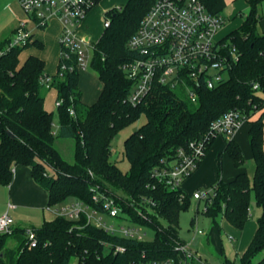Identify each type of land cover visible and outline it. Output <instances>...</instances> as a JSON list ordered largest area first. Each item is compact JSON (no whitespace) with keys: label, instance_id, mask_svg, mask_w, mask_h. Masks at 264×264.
Wrapping results in <instances>:
<instances>
[{"label":"trees","instance_id":"16d2710c","mask_svg":"<svg viewBox=\"0 0 264 264\" xmlns=\"http://www.w3.org/2000/svg\"><path fill=\"white\" fill-rule=\"evenodd\" d=\"M155 1L128 0L105 14L110 24L95 44L89 62L101 84V92L92 105L81 102L78 88L81 71L68 69L60 75L58 65L57 74L51 77L47 88L57 92L58 129L55 133L54 115L44 109L45 87L41 84V78L47 76L44 62L33 55L22 64L19 61L24 50L41 49L42 44L35 40L0 56V185L8 186L13 167L20 165L31 170L34 182L47 193L48 207L76 200L100 210V205L92 201L93 189L105 196H115L132 217L130 221L153 232V240L138 241L109 234L86 224L84 216L79 221L54 216L38 228L30 227L38 240L34 249L26 246V228H14L9 236L0 235V264H71L73 259L78 264L176 260L174 248L186 242L178 236V215L190 207V197L181 189L171 192L159 184L152 177L153 170L161 161H171L177 150L186 149L190 142L205 136L214 121L232 110L248 118L254 175L251 181L245 173H239L229 182L218 181L212 187L213 196L206 201L202 214L212 220L219 233L222 232L221 219L242 230L250 217L249 202L253 194L260 216L238 264H253L264 251V34L257 31L259 0H249V12L242 25L223 39L236 49L239 58L218 86L210 90L202 83L189 82L188 86L196 93V100L192 102L175 92L177 87L184 86L171 88L156 84L145 99L133 107L126 102L133 83L126 78L122 66L138 57L127 44ZM198 1L209 13L220 15L214 10L216 0ZM4 48L5 45L0 44V51ZM69 109L73 110V115L69 114ZM256 114L258 117L253 118ZM141 116L145 117L143 125L123 142L121 154L128 171L122 172L110 160L112 142ZM55 138L74 141L73 162L62 159L54 147ZM214 140L207 146L206 153ZM225 153L234 167L242 168L244 155L236 141L227 140ZM136 209L147 214L150 222L137 217ZM8 238L17 243L15 252L5 249ZM116 247L124 251L114 252ZM235 262L222 253L220 264ZM202 264H206L204 260ZM257 264H264V257Z\"/></svg>","mask_w":264,"mask_h":264},{"label":"built area","instance_id":"2783aa9c","mask_svg":"<svg viewBox=\"0 0 264 264\" xmlns=\"http://www.w3.org/2000/svg\"><path fill=\"white\" fill-rule=\"evenodd\" d=\"M21 9L36 24V29L47 26L50 16L59 18L62 30L58 37L60 49V75L74 68L84 71L95 49V44L85 42L76 36V29L82 24L88 12L97 0H17ZM220 15L209 13L198 0H156L147 14L142 18L136 33L128 41V49L137 53L138 57L126 62L122 71L133 83L126 102L135 107L151 92L154 85L175 88L178 85L187 89L192 102L196 100L195 90L188 83H202L207 89H214L238 61L236 49L217 33L223 26ZM110 22L104 19L103 28ZM33 41V33L27 23L19 22L14 35L9 39L7 48L0 51V56L13 48H22ZM71 65L68 66L67 63ZM51 77L41 78V84L48 88ZM257 89V87H254ZM73 115V110H68ZM248 118L237 110H232L214 121L205 136L190 142L186 149L177 150L171 161H161L160 166L153 170L152 177L164 185L169 191L177 192L183 183L190 178L205 157L206 149L212 139L223 136L232 139L235 133L247 123ZM92 201L100 205V210L90 208L80 201L70 200L56 207H47V211L56 217L69 221H79L82 216L86 224L102 229L112 235L127 239L143 241L147 229L130 221L132 217L123 208L120 199L115 196L103 195L92 190ZM213 196V189L207 192L197 191L191 199L205 203ZM181 199L184 194H180ZM211 202H208V205ZM130 207L132 203L128 204ZM198 213L193 219L194 236L204 233L197 226ZM135 214L144 222H150L147 214L136 209ZM106 219L114 223L108 224ZM14 231L13 221L7 213L0 216V235H11ZM25 243L29 249L37 247V235L34 229H25ZM230 240L232 238H229ZM177 259L164 261H143L131 264H202V256L192 248L191 242L177 244L174 248ZM116 247L114 252H123Z\"/></svg>","mask_w":264,"mask_h":264},{"label":"crops","instance_id":"0c3cea01","mask_svg":"<svg viewBox=\"0 0 264 264\" xmlns=\"http://www.w3.org/2000/svg\"><path fill=\"white\" fill-rule=\"evenodd\" d=\"M127 1L128 0H99L88 12L82 24L76 29V36L79 39L84 40L85 42L96 44L102 33L104 32L103 23L105 14L113 9L120 8L121 6L125 5ZM214 10L220 14L224 21L223 26L217 33V38L224 39L230 32L238 29L242 25L244 18L249 12V0H216V7ZM257 10L258 15L260 16L257 31L259 34H264V0H259ZM27 27L33 33V41L36 40L40 42L42 44V48H28V52L25 57L23 59L19 57L20 64H22L28 56H36L44 62L45 74L49 77H54L57 74L60 61V49L57 43L58 37L62 30V25L59 18L50 16L47 21V26L43 30H40L36 29V24L30 17V20L27 23ZM47 48H52V52H54L51 57H48V54L46 52ZM22 53L20 54V56L22 55ZM86 71L87 69L81 71L79 74L78 88L81 92V102L89 106L96 102L101 92V84L96 74L92 70L91 73H87ZM56 97L57 92L53 88L48 89V91L44 95V109L48 113H52L53 115H55L56 113ZM258 115L259 114H256L253 118L258 117ZM56 127L58 129V124ZM248 130V124H243L242 127L235 133L232 140L236 141L240 146L244 158L246 159V161H249V163L246 164L245 168L238 169L234 167L232 162V164H230L229 162L226 170H222L223 161H221L220 159L221 164H218V174H222L221 178L218 179V181L222 180L223 182H229L233 180L239 173H245L249 180H252L255 171V165L249 145ZM223 138V136L216 137L211 147L215 144V142L218 141V139ZM211 147L207 151L206 155L209 154ZM225 147L226 145L222 149L216 147V153L218 154L222 152L225 155ZM205 157L203 158L194 174L190 178H188L181 186L182 192L190 197L191 205L194 204L196 211L202 208V202L193 201L191 199L192 194L199 191V188L202 186H211L210 188H212V186L215 185L216 182H218L216 180L217 176H215V174L210 173L209 176H206L207 169H210L211 165L209 162H206ZM116 165L122 172L128 171L127 166L125 169H123L118 164ZM12 172L13 177L11 183L8 186L0 185V216L4 213H7L13 221L14 228H38L43 224V222L52 220L54 216L50 218L46 217L48 195L44 191V189H42L34 182L31 175V170L27 167L16 165L13 167ZM257 213V218L252 219L250 209L249 220L242 230H237L231 227L225 221V219L220 220L219 226L221 228V231H223L225 236L227 237L228 245L233 246L231 249H233L234 251L235 258H237V256L239 258L245 252L256 231V221L260 216V210L258 208ZM213 230L215 231L214 235H209L203 231L204 234L202 236H193V239L188 241L191 242V244L195 243V250L199 254H201L202 259L206 264H220L221 255L222 253L224 254V248H222V237L220 235L221 233L218 232L216 227H213ZM199 237H203V239ZM229 238L232 239L230 240ZM237 239L243 241L239 249L237 243L235 242V240ZM211 248H217L216 254H218V256H216V258L218 259V261H213L215 263H210L213 260L209 259L211 258V255L213 256V253H211ZM201 249L203 253L200 252ZM239 250L242 252H240ZM220 251L222 252L221 255ZM207 259L209 260L207 261Z\"/></svg>","mask_w":264,"mask_h":264},{"label":"rangeland","instance_id":"374dc122","mask_svg":"<svg viewBox=\"0 0 264 264\" xmlns=\"http://www.w3.org/2000/svg\"><path fill=\"white\" fill-rule=\"evenodd\" d=\"M29 20H30V16L27 15L21 9L17 0H0V44L3 43L5 45V49H6L7 48L6 41L13 37L14 30L18 26L19 22H25V23L27 22L28 23ZM58 47H59V45H58ZM27 52H28V49L23 51L22 55L20 56L21 59H23L25 57ZM46 52L48 54V57L49 56L51 57L54 54V52H52V48H47ZM86 72L87 73L92 72L89 65L87 67ZM47 91L48 90L45 87L44 95ZM175 92L178 94V96L180 98H182L184 100H189L188 91L184 87H182V88L177 87ZM47 99H48V96H47ZM144 122H145V117L141 116V118L136 123L132 124L131 126H129L126 129L122 130L112 142V150H111V159L110 160L115 162L116 164H118L123 169H125L126 166L128 167L127 163L123 160L124 158L122 157V154H121V153H123V142L131 133H133L139 127H141ZM57 124H58V120H57V115L55 113L54 120H53V131H54V133L57 131V127H56ZM223 139H218V141L215 142V144L211 147L209 154L206 155V157H205L206 162H209L211 165L210 169L209 168L207 169L206 176H209L210 173H213V174H215V176H217L216 177L217 181H218V179L221 178V174H222V173L218 174V166H219L218 164H221V161H223L222 170H226L229 162H230V164H232L231 163L232 161L228 157L227 154L224 155V153H222V152H220L218 154L216 153V147L219 149H222L227 144V140L225 138H223ZM74 145H75V143L71 139L55 138V140H54L55 149L58 151V153L62 157V159H64L65 161H67L69 163L73 162ZM119 154H121V155H119ZM220 159H221V161H220ZM244 160L245 161H244V164L242 165V168H245L246 164L249 163V161H246L245 158H244ZM210 187L202 186L199 188V191L200 192H207L208 190H210ZM249 206L251 209L252 219H256L258 213H257V207H256V204L254 201L253 194H251ZM201 210H202V208H200L199 213H198V222H197L198 228L200 230L206 232L209 235H211V234L214 235L215 231L213 230L214 225H213L212 220L207 218L205 215H203ZM46 212H47L46 217L50 218V217L54 216L51 212H48V211H46ZM195 214H196V209H195L194 204H192V205H190V207L187 210L180 212L178 215V236L183 241H190L193 239V236H194V230H193L194 228L193 227L194 226L192 224V219L195 218ZM106 221L108 224L114 223L110 219H106ZM209 235H207V236H209ZM220 235L222 237V243H223L222 248H224V254L226 255V258L235 259V261H236L235 263L238 264V256H237V258H235L234 251H233V249H231L233 246L228 245L227 237L225 236L223 231L221 232ZM153 237H154L153 232L147 231V236L144 239H145V241H152ZM199 238L203 239V237H199ZM235 242L237 243V246L239 249L240 246L242 245L243 241L237 239V240H235ZM216 247H217V245H216ZM192 248L195 250V248H196L195 243H192ZM5 249L15 252L17 249V243L15 242V240H13L12 238H8L6 245H5ZM216 249L211 248V253H213V256L211 255V258H209V259H213V260L210 263H215L213 261H218V259L216 258V256H218V254H216ZM200 252H202V249L200 250ZM240 252H242V251H240ZM240 252H237V253H240ZM221 253L222 252L220 251V255H221ZM238 255H240V254H238ZM263 257H264V251H262V253H260L253 260V264H257ZM209 259H207V261ZM71 264H78V261L76 259H73L71 261Z\"/></svg>","mask_w":264,"mask_h":264},{"label":"water","instance_id":"95a60500","mask_svg":"<svg viewBox=\"0 0 264 264\" xmlns=\"http://www.w3.org/2000/svg\"><path fill=\"white\" fill-rule=\"evenodd\" d=\"M9 136L12 137V135L9 133Z\"/></svg>","mask_w":264,"mask_h":264}]
</instances>
